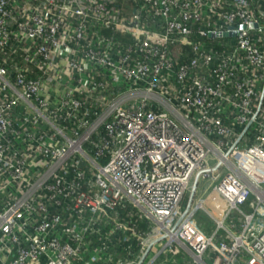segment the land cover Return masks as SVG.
<instances>
[{"label":"built area","instance_id":"obj_1","mask_svg":"<svg viewBox=\"0 0 264 264\" xmlns=\"http://www.w3.org/2000/svg\"><path fill=\"white\" fill-rule=\"evenodd\" d=\"M176 244L264 264V0H0V264Z\"/></svg>","mask_w":264,"mask_h":264},{"label":"rangeland","instance_id":"obj_2","mask_svg":"<svg viewBox=\"0 0 264 264\" xmlns=\"http://www.w3.org/2000/svg\"><path fill=\"white\" fill-rule=\"evenodd\" d=\"M205 183H206V187L204 188L203 184H205ZM214 183H215V181H211L210 183H208V181L202 182V184L200 183L199 186L202 185V188L200 191L199 190L196 191V194L194 195L193 200H195V199L197 201L200 200L199 196H200V198H202L204 193H205V190H206L207 197H209L211 199V201L213 202L212 206L208 207V208H209L211 213L217 215V214H222L226 208L224 206V204H225L224 200L220 196L216 195L211 189V186ZM186 202H187V198L184 197L180 203L181 208L185 207ZM215 206H216V209H215ZM242 208L244 210H247L246 206H242ZM230 214H231L230 215L231 222H234L236 224V226L239 227V224H240L239 215L234 210L231 211ZM197 217H198L200 222H202L205 226H207V228L209 227V224H208L209 220L207 219V215L204 212L199 211L197 213ZM203 258H204V260L209 262L208 257H207V253L204 255ZM158 260H160L162 262V264H184L188 260L191 261L192 257L181 247V245L176 244L174 249L171 252H169L167 255L160 256Z\"/></svg>","mask_w":264,"mask_h":264},{"label":"water","instance_id":"obj_3","mask_svg":"<svg viewBox=\"0 0 264 264\" xmlns=\"http://www.w3.org/2000/svg\"><path fill=\"white\" fill-rule=\"evenodd\" d=\"M198 177H199V173H197L194 176V179L192 181V184H191V187H190V190H189V194H188V197H187V202H186L185 208H184L181 216L179 217V220L184 216V214L188 211V209H189V207L191 205V202L193 200V197H194V194H195V190H196V187H197Z\"/></svg>","mask_w":264,"mask_h":264}]
</instances>
